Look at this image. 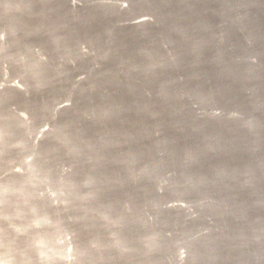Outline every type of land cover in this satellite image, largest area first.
Listing matches in <instances>:
<instances>
[{
    "label": "water",
    "instance_id": "water-1",
    "mask_svg": "<svg viewBox=\"0 0 264 264\" xmlns=\"http://www.w3.org/2000/svg\"><path fill=\"white\" fill-rule=\"evenodd\" d=\"M0 264H264V0H0Z\"/></svg>",
    "mask_w": 264,
    "mask_h": 264
},
{
    "label": "snow or ice",
    "instance_id": "snow-or-ice-1",
    "mask_svg": "<svg viewBox=\"0 0 264 264\" xmlns=\"http://www.w3.org/2000/svg\"><path fill=\"white\" fill-rule=\"evenodd\" d=\"M43 131H47V129H43Z\"/></svg>",
    "mask_w": 264,
    "mask_h": 264
}]
</instances>
